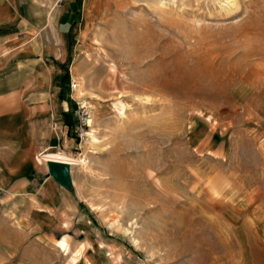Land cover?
Masks as SVG:
<instances>
[{
	"label": "rangeland",
	"instance_id": "obj_1",
	"mask_svg": "<svg viewBox=\"0 0 264 264\" xmlns=\"http://www.w3.org/2000/svg\"><path fill=\"white\" fill-rule=\"evenodd\" d=\"M76 5L57 65L69 110L72 79L93 109L73 150L87 221L40 229L0 193V264H264V0Z\"/></svg>",
	"mask_w": 264,
	"mask_h": 264
},
{
	"label": "crops",
	"instance_id": "obj_2",
	"mask_svg": "<svg viewBox=\"0 0 264 264\" xmlns=\"http://www.w3.org/2000/svg\"><path fill=\"white\" fill-rule=\"evenodd\" d=\"M79 1L0 0V193L27 196L32 211L52 224L34 223L40 229L87 221L82 201L49 176L42 160L47 153L74 157L78 149L65 132L77 121L61 100L64 66L57 63L69 59ZM71 174L75 188L73 165Z\"/></svg>",
	"mask_w": 264,
	"mask_h": 264
},
{
	"label": "built area",
	"instance_id": "obj_3",
	"mask_svg": "<svg viewBox=\"0 0 264 264\" xmlns=\"http://www.w3.org/2000/svg\"><path fill=\"white\" fill-rule=\"evenodd\" d=\"M79 88V84L76 80L72 79L70 83V95L69 97L74 100L77 104L76 111L73 110V113L76 116V124L73 127L67 126L66 134H71L75 141L82 143L88 137V129L90 121L93 115V109L85 102L77 101L74 98L73 93L76 92ZM47 163V162H46Z\"/></svg>",
	"mask_w": 264,
	"mask_h": 264
},
{
	"label": "water",
	"instance_id": "obj_4",
	"mask_svg": "<svg viewBox=\"0 0 264 264\" xmlns=\"http://www.w3.org/2000/svg\"><path fill=\"white\" fill-rule=\"evenodd\" d=\"M47 167L49 176L52 177L59 185L68 191H72L74 189L70 163L51 160L47 163Z\"/></svg>",
	"mask_w": 264,
	"mask_h": 264
},
{
	"label": "bare ground",
	"instance_id": "obj_5",
	"mask_svg": "<svg viewBox=\"0 0 264 264\" xmlns=\"http://www.w3.org/2000/svg\"><path fill=\"white\" fill-rule=\"evenodd\" d=\"M180 74H177L176 73V77L178 78L177 79V81L178 80H185V79H189V78H187V77H184L183 76V74H182V72L181 71H178ZM189 74V73H188ZM186 75V74H185ZM190 75V74H189ZM188 75V76H189ZM194 75V74H193ZM187 76V75H186ZM191 76V75H190ZM193 77V76H192ZM193 79V78H192ZM182 83V82H181ZM184 84V83H183ZM186 84V83H185ZM179 89V88H178ZM179 92V91H178ZM91 122H92V119H91V121H90V124H89V127H90V125H91ZM92 138H93V141H96L97 139L95 138V136L94 135H92ZM43 155H45V154H43ZM44 158H47V159H45V160H47V161H51V160H53V159H55V160H57V161H62V162H68V163H70L71 165H73V166H76V165H79V164H81L82 162H84L83 161V159H76L75 157H72V156H69V155H65V154H63V153H59V154H46L45 156H44Z\"/></svg>",
	"mask_w": 264,
	"mask_h": 264
},
{
	"label": "trees",
	"instance_id": "obj_6",
	"mask_svg": "<svg viewBox=\"0 0 264 264\" xmlns=\"http://www.w3.org/2000/svg\"><path fill=\"white\" fill-rule=\"evenodd\" d=\"M72 51H73V47L71 46V48H70ZM72 54V53H71Z\"/></svg>",
	"mask_w": 264,
	"mask_h": 264
}]
</instances>
